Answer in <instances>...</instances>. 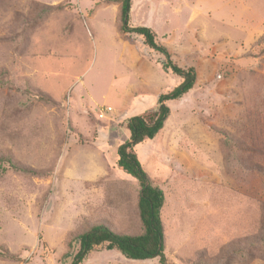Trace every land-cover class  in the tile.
Instances as JSON below:
<instances>
[{"label":"rangeland","instance_id":"1","mask_svg":"<svg viewBox=\"0 0 264 264\" xmlns=\"http://www.w3.org/2000/svg\"><path fill=\"white\" fill-rule=\"evenodd\" d=\"M128 25L196 72L135 147L163 191L167 264H264V176L248 168L264 165V0H131ZM119 26L120 5L105 0H0V250L13 255L0 264H71L88 226L138 230V184L116 167L117 148L128 119L181 78ZM217 130L250 148L246 168ZM80 264L159 263L100 249Z\"/></svg>","mask_w":264,"mask_h":264},{"label":"trees","instance_id":"2","mask_svg":"<svg viewBox=\"0 0 264 264\" xmlns=\"http://www.w3.org/2000/svg\"><path fill=\"white\" fill-rule=\"evenodd\" d=\"M105 1L120 5V32L125 36L131 34L140 36L144 46L143 51L154 56L163 71H170L180 77L181 82L170 91L161 93L157 98V105L154 109L145 110L128 119L126 127L129 131V139L121 143L117 148L116 167L134 178L138 184L136 197L138 230L136 232H117L103 223L88 226L85 231L73 236L71 239V241L78 242V250L73 255L71 264H80L91 251L100 249L116 250L123 257L130 260L143 261L157 258L159 264H167L164 254L163 224L160 216V211L164 204L163 191L149 180L137 158L135 147L145 140L155 137L163 128L170 112L166 102L178 100L192 89L196 80V72L192 66L185 67L176 62L174 55L168 48L163 43L156 41L153 30L146 27H131L128 25L131 0ZM61 7V4L42 5L37 10L36 19H40L52 10H58ZM260 40L264 42V36ZM217 132L223 137V143L228 150L235 149L237 151L233 154L236 156L239 167L241 169L246 168L243 156L250 148L242 144L238 146L232 137L223 130H217ZM3 160L14 171L23 173L34 172L13 162L9 155H5ZM248 168L264 176V165L252 164ZM259 206L262 214L261 242L264 251V201H261ZM71 241L68 243L69 246ZM0 256L8 259L13 258V255L6 250H0ZM221 260L223 261V259Z\"/></svg>","mask_w":264,"mask_h":264},{"label":"built area","instance_id":"3","mask_svg":"<svg viewBox=\"0 0 264 264\" xmlns=\"http://www.w3.org/2000/svg\"><path fill=\"white\" fill-rule=\"evenodd\" d=\"M107 110H110V108H106V109H105V112H107ZM103 115H104V113L101 112V113H100V116H103Z\"/></svg>","mask_w":264,"mask_h":264}]
</instances>
